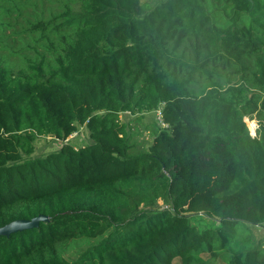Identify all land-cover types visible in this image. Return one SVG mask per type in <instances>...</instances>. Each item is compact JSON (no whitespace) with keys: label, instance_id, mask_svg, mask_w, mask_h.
Instances as JSON below:
<instances>
[{"label":"trees","instance_id":"16d2710c","mask_svg":"<svg viewBox=\"0 0 264 264\" xmlns=\"http://www.w3.org/2000/svg\"><path fill=\"white\" fill-rule=\"evenodd\" d=\"M0 48V229L48 218L0 264H264V0H0Z\"/></svg>","mask_w":264,"mask_h":264},{"label":"rangeland","instance_id":"374dc122","mask_svg":"<svg viewBox=\"0 0 264 264\" xmlns=\"http://www.w3.org/2000/svg\"><path fill=\"white\" fill-rule=\"evenodd\" d=\"M17 40L19 41L20 45H25L27 42V40L23 36L18 37ZM4 41L5 40H2L1 42L4 44L5 47ZM15 48L16 46H14V49ZM2 54H6V51L0 48V56ZM18 57L19 56L13 57V70L21 68L22 62L24 61L22 57ZM8 58L11 57L8 56ZM119 121L126 126V129L130 134H133V136H131L132 141L137 143L138 149L147 148L152 143L153 137L151 135V129L155 123L157 124L158 121L156 118V114H145L137 120L136 115L121 114L119 117ZM245 122L247 124L250 135L254 136L256 133V129L258 128V121L256 119H245ZM76 135L77 136L75 137H70L68 141V143L73 147L78 148L90 142L86 129H79V132ZM34 146L35 150L31 158L43 157L51 151L58 150V148L61 146V143L56 142L55 140H51L50 138H48V140L45 138H38L37 141H35ZM162 205H165V202L162 200H158L155 209L160 211L162 209ZM190 221L191 223L197 225L200 230L205 228L214 229L219 226L217 220L209 219L199 214L191 215ZM253 238H255L256 240L260 238L261 248L264 249V230H260L259 233L254 235ZM77 246L78 244L76 245L75 243H73L68 250L71 251Z\"/></svg>","mask_w":264,"mask_h":264},{"label":"water","instance_id":"95a60500","mask_svg":"<svg viewBox=\"0 0 264 264\" xmlns=\"http://www.w3.org/2000/svg\"><path fill=\"white\" fill-rule=\"evenodd\" d=\"M48 218L45 216H38L32 220H16L8 224L6 227L0 229V233L9 234L16 230L33 228L38 225L40 221H47Z\"/></svg>","mask_w":264,"mask_h":264},{"label":"built area","instance_id":"2783aa9c","mask_svg":"<svg viewBox=\"0 0 264 264\" xmlns=\"http://www.w3.org/2000/svg\"><path fill=\"white\" fill-rule=\"evenodd\" d=\"M156 118H157V120H158V123H159L162 127H165V124H164L163 121H162V116H161V110H160V109L156 111ZM83 129H84V128H83ZM78 132H79V131H78ZM78 132L73 133L70 137H75V136H77L76 134H77ZM50 139H52V138H50ZM54 140H55L56 142L61 143V145H62V144H65V143H68V141H69V139H67L66 141H60V140H58V139H54Z\"/></svg>","mask_w":264,"mask_h":264},{"label":"bare ground","instance_id":"6f19581e","mask_svg":"<svg viewBox=\"0 0 264 264\" xmlns=\"http://www.w3.org/2000/svg\"><path fill=\"white\" fill-rule=\"evenodd\" d=\"M252 126V125H251Z\"/></svg>","mask_w":264,"mask_h":264}]
</instances>
